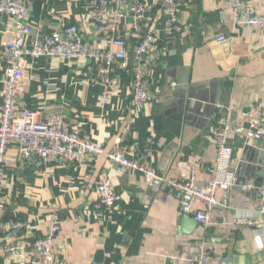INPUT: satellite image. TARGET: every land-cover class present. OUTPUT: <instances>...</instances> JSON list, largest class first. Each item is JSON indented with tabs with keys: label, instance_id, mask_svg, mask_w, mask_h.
<instances>
[{
	"label": "crops",
	"instance_id": "0c3cea01",
	"mask_svg": "<svg viewBox=\"0 0 264 264\" xmlns=\"http://www.w3.org/2000/svg\"><path fill=\"white\" fill-rule=\"evenodd\" d=\"M140 1L153 4L144 28L157 30V45L163 52L150 72L155 97L151 103L134 106L131 73L117 67L121 89L103 105L102 87L83 80L82 71L91 60L42 56L26 60L27 74L33 79L20 104L40 114L63 111L82 133L108 148L118 136L130 144L153 137L152 161L160 173L185 180L194 166L196 184L203 186L213 176L216 162L207 128L219 116L244 125L242 116L264 99V31L237 24L224 2L193 0L179 14L183 32L168 37L163 0ZM251 1L264 17V0ZM89 10L90 0H32L29 22L48 32L75 24L89 43L108 45L109 34L89 22ZM12 33L11 19L1 16L0 46ZM116 34L127 40L130 49L139 41L129 15ZM219 34L227 36L222 43L217 42ZM4 73L0 60V81ZM184 90L187 96L192 90V97L185 99ZM229 144L240 179L256 187L246 191L235 187L227 204L223 191L218 192L221 204L209 224L197 223L189 233L178 222L182 215L178 200L166 199L165 191L148 186L140 171L122 172L105 157L95 156L82 166L52 162L37 176L15 145L8 153L0 198L3 217L26 221V234L37 238L49 232L50 219L56 216L63 229L54 249L64 264H188L200 241L212 250L210 264H264V246L257 247L256 231L244 222L262 216L264 137L253 143L233 133ZM103 173L112 176L121 196L112 214L93 206ZM193 205L204 208L198 201ZM0 264H14L4 250Z\"/></svg>",
	"mask_w": 264,
	"mask_h": 264
},
{
	"label": "built area",
	"instance_id": "2783aa9c",
	"mask_svg": "<svg viewBox=\"0 0 264 264\" xmlns=\"http://www.w3.org/2000/svg\"><path fill=\"white\" fill-rule=\"evenodd\" d=\"M233 11L234 21L246 26H257L264 31V17L251 0H218ZM193 0H163L167 15L165 31L168 37L183 32L179 21L182 7ZM32 0H0V17L12 21V36L0 46V60L4 64V78L0 81V198L5 186L9 166V150L15 145L23 155L28 168L35 175L43 173L52 162L76 166L85 165L91 157L103 156L122 172L140 171L148 186L157 192L165 191V198H175L180 203V213L191 216L199 225H207L215 208L221 204L218 192L223 191V202L228 203L231 191L237 187L246 191L255 188L253 182L241 184L233 161V148L229 144L233 133L243 135L247 141L259 142L264 137V99L256 101L242 119L245 124L234 122L228 116H219L207 128L210 145L216 153L213 176L203 186L196 184V168L191 167L190 176L179 180L160 173L153 165L155 138L140 140L132 144L116 137L114 146L93 140L73 125L63 111L40 112L22 106L27 83L33 79L26 71V60L42 56L91 60L82 71L83 80L102 87L100 102L105 105L121 89V77L117 67L127 70L132 76L134 106L151 103L154 95L150 90V72L158 64L162 49L157 45L158 32L145 29L147 13L153 4L140 0H90L89 22L99 32L109 34L106 46L86 41L75 24L61 30L48 32L29 22ZM131 17L132 30L139 37L133 49L117 31L127 16ZM227 39L225 34L217 36V42ZM167 188V190H165ZM95 210L112 214L121 198L114 179L109 174L99 176L96 185ZM262 216L245 218L244 222L256 233L254 241L258 248L264 246V185L259 188ZM201 202L202 209H195L194 202ZM49 232L33 238L26 234V221L19 218H4L0 201V250L8 252L14 264H64L54 249L56 236L62 231V223L56 216L50 219ZM212 250L206 241H200L196 254L188 264H210Z\"/></svg>",
	"mask_w": 264,
	"mask_h": 264
},
{
	"label": "water",
	"instance_id": "95a60500",
	"mask_svg": "<svg viewBox=\"0 0 264 264\" xmlns=\"http://www.w3.org/2000/svg\"><path fill=\"white\" fill-rule=\"evenodd\" d=\"M183 95L185 96V99H187L188 97H192V95H193L192 90H191V94H189L188 96H187V93L184 90L183 91ZM182 103L183 102H181V105H182ZM181 105H180V107H182ZM174 106H175V104H174ZM239 183L244 184L246 182H243V180L239 179ZM178 222L181 225L182 231L183 232H188V233L191 232L196 227V225H197V222L194 220L193 217H191V216H185V215H181L178 218Z\"/></svg>",
	"mask_w": 264,
	"mask_h": 264
}]
</instances>
